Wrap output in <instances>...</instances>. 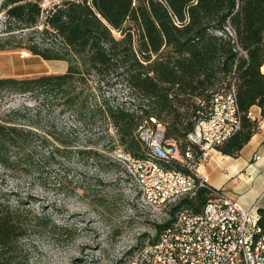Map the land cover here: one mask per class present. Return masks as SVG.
Segmentation results:
<instances>
[{"label": "trees", "instance_id": "16d2710c", "mask_svg": "<svg viewBox=\"0 0 264 264\" xmlns=\"http://www.w3.org/2000/svg\"><path fill=\"white\" fill-rule=\"evenodd\" d=\"M42 1L2 0L0 9L8 25L42 26L41 34L56 42L30 43L9 26L6 38L0 37V52L24 50L44 61L66 62L68 68L63 74L0 78V99L4 93L40 91L60 98L64 111L99 124L101 134L108 135L112 126L123 151L144 159L149 154L137 134L140 126L155 119L165 139L184 150L190 145L187 135L207 118L213 95L234 84L242 127L216 151L237 158L257 132V121L247 113L256 106L264 117V0H61L48 8ZM92 76L124 85L138 103L126 107V101L115 105L104 99L93 105L82 86ZM21 112L0 116V168L11 173L29 171L34 150L51 142L48 134L22 122ZM212 195L202 188L194 198L179 201L169 219L156 225V235L176 213L201 212ZM13 200L0 194V264H25L22 241L32 227L67 231ZM258 214L264 230V208Z\"/></svg>", "mask_w": 264, "mask_h": 264}, {"label": "rangeland", "instance_id": "374dc122", "mask_svg": "<svg viewBox=\"0 0 264 264\" xmlns=\"http://www.w3.org/2000/svg\"><path fill=\"white\" fill-rule=\"evenodd\" d=\"M60 1L43 0L42 7ZM9 26L15 36H25L30 43L56 42L50 34H41L42 26L20 30L13 22L8 25L0 9L2 39ZM50 66L53 62L24 50L0 52V78L50 74L45 72ZM100 80L92 76L82 85L90 92L93 105L104 99L115 105L126 101V107L138 103L130 99L124 85ZM63 108L62 99L42 91L4 93L0 99V116L22 110V122L51 138L44 149L34 150L29 171L11 173L0 168V194L24 203L36 214L48 215L57 227L67 230L32 227L22 241L25 264H121L128 253L153 238L156 225L168 217L156 216L133 198L119 162L117 150L123 149L116 142L114 128H108V135L101 134L99 124H86Z\"/></svg>", "mask_w": 264, "mask_h": 264}, {"label": "built area", "instance_id": "2783aa9c", "mask_svg": "<svg viewBox=\"0 0 264 264\" xmlns=\"http://www.w3.org/2000/svg\"><path fill=\"white\" fill-rule=\"evenodd\" d=\"M247 117L257 121L251 110ZM241 127L242 112L232 84L213 95L207 118L187 135L190 145L184 150L165 139L164 127L155 119L137 130L148 157L135 159L117 150L133 198L156 216L169 219L173 206L194 198L202 188L213 194L201 212L176 213L170 224L128 253L121 264H264V230L258 211L245 209L211 188L198 171L210 153Z\"/></svg>", "mask_w": 264, "mask_h": 264}, {"label": "crops", "instance_id": "0c3cea01", "mask_svg": "<svg viewBox=\"0 0 264 264\" xmlns=\"http://www.w3.org/2000/svg\"><path fill=\"white\" fill-rule=\"evenodd\" d=\"M46 62H53L54 66L45 71L51 74H63L68 68L63 61ZM250 110L257 118V132L244 146L240 156L233 158L212 151L209 161L201 164L198 171L208 186L239 202L243 208L258 211L264 208V117H261L260 108L253 106Z\"/></svg>", "mask_w": 264, "mask_h": 264}]
</instances>
